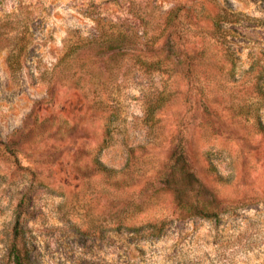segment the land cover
Masks as SVG:
<instances>
[{
	"label": "rangeland",
	"instance_id": "1",
	"mask_svg": "<svg viewBox=\"0 0 264 264\" xmlns=\"http://www.w3.org/2000/svg\"><path fill=\"white\" fill-rule=\"evenodd\" d=\"M22 235L34 264H264V0H0V264Z\"/></svg>",
	"mask_w": 264,
	"mask_h": 264
},
{
	"label": "trees",
	"instance_id": "2",
	"mask_svg": "<svg viewBox=\"0 0 264 264\" xmlns=\"http://www.w3.org/2000/svg\"><path fill=\"white\" fill-rule=\"evenodd\" d=\"M213 29L216 33H219L220 36L226 37V35L230 32V29L227 28L226 26L223 25V23L219 22V21H214L213 23ZM161 107V102H157L156 104H150L148 106V111H147V118L149 119V121H151V117L153 116L154 112L159 109ZM106 138H104L102 141H105ZM103 148V146L101 147V149ZM100 149V150H101ZM176 164L179 166V173L180 175H189L188 171L186 170V164L184 162V160H182L181 156L180 158L176 161ZM96 171L97 173L101 174L102 176H106L109 179L114 175L117 174L118 171L109 169L107 167H105L101 162H99L98 159H96ZM192 177V176H190ZM195 183L198 184V189L199 191L202 190V185L198 182V180H195ZM212 201L207 202V204L205 202L202 203L201 208H198V215L203 218V219H207L208 217H210V214L212 213V211L209 208V205ZM141 229H146V235L147 237H151V238H156L159 236L158 234V229L157 228V224H147L145 226H141V227H137V228H129V231L131 232H138ZM10 256L12 257V263L13 264H34L33 259L31 258V256L29 255V251L27 249V244L25 242L24 236H20V243L19 246L16 247L14 246L11 250H10Z\"/></svg>",
	"mask_w": 264,
	"mask_h": 264
}]
</instances>
